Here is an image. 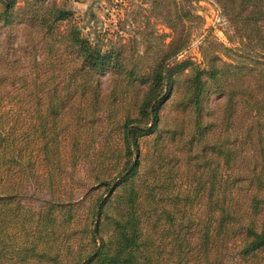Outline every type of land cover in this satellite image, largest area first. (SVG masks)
I'll list each match as a JSON object with an SVG mask.
<instances>
[{"label": "trees", "instance_id": "obj_1", "mask_svg": "<svg viewBox=\"0 0 264 264\" xmlns=\"http://www.w3.org/2000/svg\"><path fill=\"white\" fill-rule=\"evenodd\" d=\"M218 1L239 46L174 61V34L149 65L57 0H0L37 33L0 52V264H264V0Z\"/></svg>", "mask_w": 264, "mask_h": 264}, {"label": "rangeland", "instance_id": "obj_2", "mask_svg": "<svg viewBox=\"0 0 264 264\" xmlns=\"http://www.w3.org/2000/svg\"><path fill=\"white\" fill-rule=\"evenodd\" d=\"M60 5L76 13L75 21L80 24L83 33L103 48L111 46L121 47L126 53L137 50L143 55L147 46L152 49L144 54L152 65L158 58L161 46L170 44L176 34V41L186 39L187 45L172 60H192L200 63L203 60V50L211 45L221 42L230 47L239 46V39L235 37L230 21L223 13L218 0H162V7H155L154 0H57ZM172 10L184 26L174 33V29L166 22L165 16ZM191 12L195 18L182 16L186 11ZM162 14V15H160ZM159 37L154 38L151 32ZM189 34V36H188ZM37 33H29L23 26H0V52L4 49L9 58L13 53L21 56L22 47H28L31 37ZM188 37V38H187ZM10 53V54H9ZM135 52L134 56H137ZM24 55V54H23ZM6 56V57H7ZM146 62V61H145ZM114 70L106 69L98 74V80L104 93H108L114 86ZM173 96L171 91L168 98ZM219 100H212L211 105L218 107ZM79 181L83 173L79 172ZM85 182V181H84ZM83 189L75 191L78 197ZM50 196L32 185L25 196V203L35 206L43 203Z\"/></svg>", "mask_w": 264, "mask_h": 264}]
</instances>
